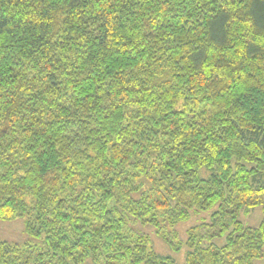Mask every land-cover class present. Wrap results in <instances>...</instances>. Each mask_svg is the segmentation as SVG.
<instances>
[{
	"label": "trees",
	"instance_id": "trees-1",
	"mask_svg": "<svg viewBox=\"0 0 264 264\" xmlns=\"http://www.w3.org/2000/svg\"><path fill=\"white\" fill-rule=\"evenodd\" d=\"M200 212L186 240L169 230ZM17 217L28 237L0 238V264H178L147 224L184 264H264V0H0Z\"/></svg>",
	"mask_w": 264,
	"mask_h": 264
},
{
	"label": "rangeland",
	"instance_id": "rangeland-1",
	"mask_svg": "<svg viewBox=\"0 0 264 264\" xmlns=\"http://www.w3.org/2000/svg\"><path fill=\"white\" fill-rule=\"evenodd\" d=\"M200 173L202 176L206 175L205 169H201ZM210 212H200L198 214H194L189 220L178 223L174 227H169V230L178 232V235L181 239L186 240L187 231L196 226L200 225L203 222L209 220ZM262 218V207L258 206L253 211L248 214L242 215L241 219L248 226H257ZM25 218L17 217L14 219H2L0 218V238L7 239L13 242H24L27 239V234L25 231ZM139 231L146 233L150 241L152 242L155 249L164 255L173 256L178 264L185 263L186 257V246L178 250H172L169 245L163 240V238L158 235L157 230L152 225H139ZM215 242L218 245H222L224 243V239H216ZM256 264H261L259 260L256 261Z\"/></svg>",
	"mask_w": 264,
	"mask_h": 264
}]
</instances>
